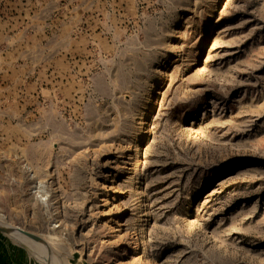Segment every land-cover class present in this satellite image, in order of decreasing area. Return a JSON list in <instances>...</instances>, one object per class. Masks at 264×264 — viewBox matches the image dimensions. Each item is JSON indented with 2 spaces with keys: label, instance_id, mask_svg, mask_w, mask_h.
<instances>
[{
  "label": "rangeland",
  "instance_id": "rangeland-1",
  "mask_svg": "<svg viewBox=\"0 0 264 264\" xmlns=\"http://www.w3.org/2000/svg\"><path fill=\"white\" fill-rule=\"evenodd\" d=\"M0 225V264H264V0H0Z\"/></svg>",
  "mask_w": 264,
  "mask_h": 264
},
{
  "label": "bare ground",
  "instance_id": "bare-ground-1",
  "mask_svg": "<svg viewBox=\"0 0 264 264\" xmlns=\"http://www.w3.org/2000/svg\"><path fill=\"white\" fill-rule=\"evenodd\" d=\"M137 150H139L137 147L134 149V151L135 152H137ZM3 225V224H2ZM6 226H7V224H6ZM0 228H2V229H4L5 230V232L8 234V233H10V230H8L6 227L5 228H3V226L1 227V225H0ZM9 228V227H8ZM11 228V227H10ZM12 229V228H11ZM22 232V231H21ZM11 234V233H10ZM9 234V235H10ZM15 235V234H14ZM16 235H18V236H16V238L18 239V240H20V241H25V239H24V237L25 236H23V235H21L20 233H18V234H16ZM29 237V236H28ZM33 238H30L31 239V241L32 240H38V241H42L43 242V240L42 239H40V238H38L37 236H32ZM38 247V246H37ZM40 257V256H39ZM47 258H49V257H47ZM50 262V261H49ZM54 262V261H53ZM44 263V262H43Z\"/></svg>",
  "mask_w": 264,
  "mask_h": 264
},
{
  "label": "water",
  "instance_id": "water-1",
  "mask_svg": "<svg viewBox=\"0 0 264 264\" xmlns=\"http://www.w3.org/2000/svg\"><path fill=\"white\" fill-rule=\"evenodd\" d=\"M0 231L5 232L2 228H0ZM24 234L27 235V236H29L30 238H33V237H32L33 235H31V234H29V233H24Z\"/></svg>",
  "mask_w": 264,
  "mask_h": 264
}]
</instances>
